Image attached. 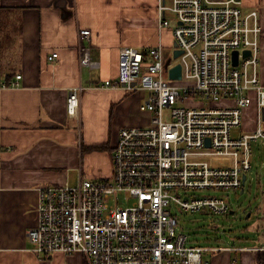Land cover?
Masks as SVG:
<instances>
[{
	"label": "built area",
	"instance_id": "obj_1",
	"mask_svg": "<svg viewBox=\"0 0 264 264\" xmlns=\"http://www.w3.org/2000/svg\"><path fill=\"white\" fill-rule=\"evenodd\" d=\"M243 8V0L159 1V28L171 27L174 16L175 50L182 55L175 59L174 50L168 59L163 44L124 46L118 76L89 86L148 92L140 110L152 114L149 124L119 130L112 177L40 188L38 223L28 232L33 252L82 254L85 264H210L205 253L221 248L189 245L170 207L228 214L226 196L189 192L244 189L253 168L252 143L264 141L263 27L258 10ZM80 39V64L94 69L92 31L82 29ZM177 64L182 79L171 80L169 70ZM84 89H70L71 117L79 115ZM253 102L257 127L244 132V112ZM213 158L227 163L214 164Z\"/></svg>",
	"mask_w": 264,
	"mask_h": 264
},
{
	"label": "crops",
	"instance_id": "obj_2",
	"mask_svg": "<svg viewBox=\"0 0 264 264\" xmlns=\"http://www.w3.org/2000/svg\"><path fill=\"white\" fill-rule=\"evenodd\" d=\"M159 1L0 0V264H85L82 254L33 252L28 232L38 223L39 190L112 177L119 130L149 124L152 114L140 110L148 92L89 86L118 76L124 46L173 45L172 25L159 28ZM243 2L245 12L260 13L264 78V0ZM82 29L92 31L94 69L80 64ZM53 53L59 56L51 62ZM12 81L17 85L5 86ZM78 86L85 89L79 115L71 117L68 96ZM256 110V102L245 110L244 130L257 127ZM261 247L219 246L205 259L258 264Z\"/></svg>",
	"mask_w": 264,
	"mask_h": 264
},
{
	"label": "rangeland",
	"instance_id": "obj_3",
	"mask_svg": "<svg viewBox=\"0 0 264 264\" xmlns=\"http://www.w3.org/2000/svg\"><path fill=\"white\" fill-rule=\"evenodd\" d=\"M173 17V15L170 16L172 20L170 29L172 31L175 26ZM174 43L171 47L166 48V57L168 59L170 56L172 57ZM13 51L15 52V49ZM3 52H6V46L3 47ZM136 113H138L137 108ZM137 116H142L141 112ZM143 117L145 120L149 119L148 116ZM242 127L245 129L244 122ZM109 132H111L110 128L108 134ZM244 132L250 131L244 130ZM252 147L253 168L248 173L244 189L228 192L211 189L189 192L190 194H218L226 196L232 207L228 214L216 215L206 212H186L176 204L171 205L172 212L179 219L178 231L188 236L189 245L206 248H217L219 246L241 248L257 246L261 242L264 243V141L253 142ZM209 161L214 164L227 163V160L222 158H213L209 159ZM119 202L124 204L122 197H120ZM214 253L216 254V252H208L205 253V256H213Z\"/></svg>",
	"mask_w": 264,
	"mask_h": 264
},
{
	"label": "water",
	"instance_id": "obj_4",
	"mask_svg": "<svg viewBox=\"0 0 264 264\" xmlns=\"http://www.w3.org/2000/svg\"><path fill=\"white\" fill-rule=\"evenodd\" d=\"M175 47L177 48V44L176 43H175ZM182 53L183 52L181 50L176 49L174 51V58L177 59L180 55H182ZM245 54L246 55L250 54V52L247 51ZM238 63H239V57H238V52L236 51V52H234V65L237 66ZM168 65H169V63H168ZM168 65H167V67H168ZM169 77H170L171 80H181L182 79V66L180 64H177L176 66L171 68L169 70ZM134 86H135V84H134ZM246 179H247V177L244 176V181Z\"/></svg>",
	"mask_w": 264,
	"mask_h": 264
},
{
	"label": "trees",
	"instance_id": "obj_5",
	"mask_svg": "<svg viewBox=\"0 0 264 264\" xmlns=\"http://www.w3.org/2000/svg\"><path fill=\"white\" fill-rule=\"evenodd\" d=\"M258 264H264V252H259Z\"/></svg>",
	"mask_w": 264,
	"mask_h": 264
},
{
	"label": "bare ground",
	"instance_id": "obj_6",
	"mask_svg": "<svg viewBox=\"0 0 264 264\" xmlns=\"http://www.w3.org/2000/svg\"><path fill=\"white\" fill-rule=\"evenodd\" d=\"M257 111V110H256ZM245 114V113H244ZM245 116V115H244Z\"/></svg>",
	"mask_w": 264,
	"mask_h": 264
}]
</instances>
